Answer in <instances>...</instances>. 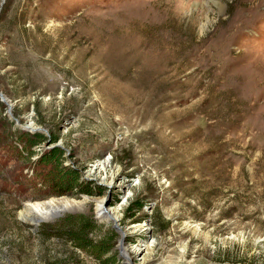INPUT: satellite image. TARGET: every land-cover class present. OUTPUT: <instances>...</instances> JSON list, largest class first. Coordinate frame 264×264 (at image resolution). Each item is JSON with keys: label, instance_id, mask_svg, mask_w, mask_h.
<instances>
[{"label": "rangeland", "instance_id": "374dc122", "mask_svg": "<svg viewBox=\"0 0 264 264\" xmlns=\"http://www.w3.org/2000/svg\"><path fill=\"white\" fill-rule=\"evenodd\" d=\"M0 92V264H101L40 240L68 216L112 239L115 264H264V0H0ZM13 119L102 195L49 196L33 163L52 145L20 158ZM63 198L86 210L23 217Z\"/></svg>", "mask_w": 264, "mask_h": 264}, {"label": "trees", "instance_id": "16d2710c", "mask_svg": "<svg viewBox=\"0 0 264 264\" xmlns=\"http://www.w3.org/2000/svg\"><path fill=\"white\" fill-rule=\"evenodd\" d=\"M2 105V104H1ZM57 137L47 138L43 133L22 132L21 140L16 143L14 150L20 158L30 161L37 154L34 148L42 143L55 144ZM26 154V155H25ZM66 152L61 148L42 151L35 166H44L40 176L41 187H44L49 196L80 197L82 195L100 196L103 190L94 186L92 182L82 180L81 172L72 166L63 165ZM137 211L142 210V205L136 204ZM133 210L129 207L127 211ZM97 230L94 221L86 216H68L63 221L55 224H43L38 235L42 242L56 238L60 241L70 243L73 247L85 252L99 261L101 264H115L112 250L114 248L112 239L103 237L96 241L92 234ZM74 255L75 252H72ZM110 255V256H108Z\"/></svg>", "mask_w": 264, "mask_h": 264}, {"label": "bare ground", "instance_id": "6f19581e", "mask_svg": "<svg viewBox=\"0 0 264 264\" xmlns=\"http://www.w3.org/2000/svg\"><path fill=\"white\" fill-rule=\"evenodd\" d=\"M234 24V23H233ZM30 128H34L31 124L28 125ZM93 169H90L89 174L93 173L97 176H101L102 172H105L108 168L109 165L107 162L103 161L101 163H98L95 165ZM116 175L112 174L110 176L111 178ZM110 178V179H111ZM105 177H102L101 181H104ZM111 184V180H109V183ZM87 199L83 198L82 201H76L68 198H63V199H50L48 201H45L43 203H33L27 205V209L23 212V217L25 218L26 221L29 223H37L38 221H53L56 219V217L62 216L64 213H75V212H80L83 213L86 210V203ZM97 215L100 218L101 221H110L112 223H116L118 221V216L115 210L113 209H108L105 208L101 203L98 204L97 207ZM131 231L138 232L141 231V228L139 226H134L130 228ZM154 241L150 242V245H153ZM144 245H137L131 248V254H140L141 251H143L145 248H149V246H146L145 248ZM125 258L129 259L130 254L125 253Z\"/></svg>", "mask_w": 264, "mask_h": 264}, {"label": "water", "instance_id": "95a60500", "mask_svg": "<svg viewBox=\"0 0 264 264\" xmlns=\"http://www.w3.org/2000/svg\"><path fill=\"white\" fill-rule=\"evenodd\" d=\"M0 101L2 102V103H4L5 105H6V107L8 108V114L10 115V117H11V110L13 109L12 108V104H10L7 100H6V98L4 97V95L0 92ZM13 121L15 122V125L18 127V128H20V129H22V130H24V131H27V132H30V133H43L45 136L47 135L48 136V132H47V130H45V129H43L42 127L41 128H39V127H35V128H30L29 126H28V124H26V125H19V122L16 120V119H13ZM49 145V144H48ZM51 145V144H50ZM56 147H58V145H56V143L55 144H52V149L53 148H56ZM59 148V147H58ZM82 180H85V179H83L82 178ZM87 181V180H86ZM81 198H82V196H80ZM59 198H61V197H59ZM60 217H56V219H59ZM55 219V220H56ZM55 220H53V221H55ZM53 221H51V222H53ZM43 222H47V221H43ZM42 221H38L37 223H33V224H31L33 227H34V229H37V226L40 224V223H43Z\"/></svg>", "mask_w": 264, "mask_h": 264}]
</instances>
